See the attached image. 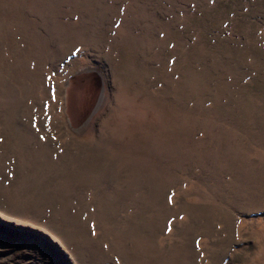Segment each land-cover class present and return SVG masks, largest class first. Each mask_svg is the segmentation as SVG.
Returning <instances> with one entry per match:
<instances>
[{
	"label": "rangeland",
	"instance_id": "374dc122",
	"mask_svg": "<svg viewBox=\"0 0 264 264\" xmlns=\"http://www.w3.org/2000/svg\"><path fill=\"white\" fill-rule=\"evenodd\" d=\"M0 220V264H264V0H0Z\"/></svg>",
	"mask_w": 264,
	"mask_h": 264
},
{
	"label": "water",
	"instance_id": "95a60500",
	"mask_svg": "<svg viewBox=\"0 0 264 264\" xmlns=\"http://www.w3.org/2000/svg\"><path fill=\"white\" fill-rule=\"evenodd\" d=\"M0 224L3 225V226L9 227V228H11V229H16V226H15L14 224H12V223H8V222H6L5 220H0ZM35 232H36L37 234L43 236V237L46 239V241L48 242V244L54 246V247L57 249V251H61V250H60V247L58 246V244H57L56 242H54L53 240H51L50 238H48L43 232H41V231H35ZM60 258L63 259V260H65L66 262H69V261L65 258V256H63L62 254H61ZM69 263H70V262H69Z\"/></svg>",
	"mask_w": 264,
	"mask_h": 264
},
{
	"label": "snow or ice",
	"instance_id": "6c2138e0",
	"mask_svg": "<svg viewBox=\"0 0 264 264\" xmlns=\"http://www.w3.org/2000/svg\"><path fill=\"white\" fill-rule=\"evenodd\" d=\"M52 99L56 100L55 92H53V94H52ZM45 108H47V103L45 104ZM41 139H44V137H41ZM169 202H171V197H169Z\"/></svg>",
	"mask_w": 264,
	"mask_h": 264
}]
</instances>
